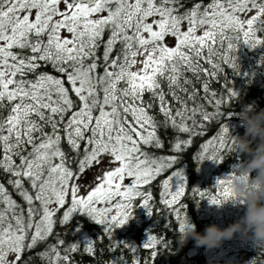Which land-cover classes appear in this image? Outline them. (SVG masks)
Returning a JSON list of instances; mask_svg holds the SVG:
<instances>
[{"label": "snow or ice", "instance_id": "obj_1", "mask_svg": "<svg viewBox=\"0 0 264 264\" xmlns=\"http://www.w3.org/2000/svg\"><path fill=\"white\" fill-rule=\"evenodd\" d=\"M178 5L180 0H0V109L9 108L0 119V169L11 174L8 183L27 205L0 183V264H27L25 252L53 235L61 209V225L79 214L100 226L96 238L85 235V252L94 254L97 240L107 238L109 251L124 247L137 253L135 244L117 238V230L132 220L138 198L154 214L152 193L144 186L177 162L176 156L151 157L143 150L163 148L150 110L158 104L164 127L203 135L207 122L223 117L221 107L240 95L228 88L226 99L211 90L223 65L239 71L232 55L237 43L264 44L257 35L264 32V0L198 2L182 13ZM253 11L250 18L238 15ZM168 36L175 46L164 43ZM49 65L57 75L40 71ZM62 141L75 156L69 157ZM191 143L177 137L173 148L179 152ZM226 151H239L229 123L201 146L197 159L220 163ZM106 158L107 166L99 167ZM94 166L99 171L92 181L79 183ZM234 176L233 170L217 178L218 193L207 197L212 204L237 201ZM160 186L161 202L182 230L188 215L181 201L189 190L183 168ZM190 191L206 197L198 187ZM74 231L82 233L83 225ZM55 235L56 242L39 255L47 264H72L70 254L81 242L62 248L65 241ZM139 247L151 250L154 264L158 248L168 243L148 230ZM113 264L127 261L117 257ZM133 264H140L138 257Z\"/></svg>", "mask_w": 264, "mask_h": 264}, {"label": "trees", "instance_id": "obj_2", "mask_svg": "<svg viewBox=\"0 0 264 264\" xmlns=\"http://www.w3.org/2000/svg\"><path fill=\"white\" fill-rule=\"evenodd\" d=\"M198 2L206 5L211 0H180L178 7L182 13L191 9ZM257 35L259 38L264 39V32H258ZM105 39H107V33H105ZM102 53L103 47L100 48L98 55H102ZM232 55L236 58L239 71H234L228 65H223L224 70L218 77L214 78L211 84V90L224 95L226 99V89L228 88L236 89L240 95L221 107V111L225 112L223 117L207 122L203 135L189 137L188 134L179 133L170 126L164 127L163 121L165 117L159 111L158 104L154 105L150 110V114L154 116L158 123L157 135L163 143V148L157 149L153 146H143V150L147 151L151 157L176 156L177 162L171 169L162 173L151 185L144 186L145 191L152 193L153 200L151 203L154 207V214L150 215L148 209L142 205L139 206L142 202L138 198L132 220L124 229L117 230V238L135 244L137 246V253L134 254L124 247L117 249L115 252H111L109 251L110 241L107 238L103 241L97 240L94 254L85 252L82 243L85 235L96 238L98 234H101L100 226L89 223L86 217L79 214L75 215L67 225H61L59 224V218L64 211V209H61L56 215L57 223L54 227L53 235L46 241L39 242L35 248L25 252L23 259L27 264H47V261L39 253L46 251L50 244L56 242V233H59L60 238L65 241V245L62 248L67 247L71 243L81 242L79 251L70 254L72 264H113L114 259L117 257L127 261V264H133L136 257L139 258L140 264H144L145 260H148L149 264H153L151 250L139 247L146 238L148 230H151V234L157 236L163 235L168 243L167 249L158 248V255L155 258L154 264H212L206 255L208 248L198 246L194 239L190 238L184 246L178 243L179 225L172 209L166 207L161 202V192L163 189L160 186V182L170 175L172 171L183 168L185 176L187 177V183L189 184V190L181 201L182 204L187 206L183 211L187 212L188 217L195 222L197 230L200 232H203L205 227L211 224V221L203 216L202 208L209 202L207 199L208 196L218 193L219 189L215 185L217 178H222L233 170L235 171L240 166V163L248 157L246 153L242 154L239 151L237 153L226 151L223 153V162L218 163L214 160H206L200 164L197 157L201 151V146L211 139L218 132L221 125L225 123H229L233 135H244L245 128L240 117L235 115V113H239L245 104L255 102L258 108H264V44L253 47L241 39L237 43ZM205 67H208V65L205 64ZM40 71H47L53 75H57L50 65L47 68L42 67ZM188 76L194 80L190 73ZM196 87L199 90L201 85L196 84ZM150 95V93H145V101L151 102ZM201 95H203L202 91ZM72 98L76 100L74 95ZM169 101L171 102V97H169ZM212 110L209 107V111ZM8 114V107L0 109V119L6 118ZM177 137L181 140L191 138L192 143L183 146L182 150L177 152L173 148ZM61 147L69 157L75 156V153L72 152L66 141H62ZM73 168H75V164H73ZM11 178L10 173H6L3 169H0V183L5 185L12 198L18 204L26 208L27 205L23 197L8 183ZM25 187H29L27 181H25ZM192 187L200 188L201 191L206 193V197L203 199L193 197L190 191ZM236 210L237 213L234 214L239 216V219L244 214L245 205L238 201ZM78 224L83 225L82 233L74 231ZM254 257H256L257 264L264 262V245L255 243V245L241 248L236 253L233 263L245 264L246 261Z\"/></svg>", "mask_w": 264, "mask_h": 264}, {"label": "clouds", "instance_id": "obj_3", "mask_svg": "<svg viewBox=\"0 0 264 264\" xmlns=\"http://www.w3.org/2000/svg\"><path fill=\"white\" fill-rule=\"evenodd\" d=\"M238 116L245 134L236 136L237 145L239 152L246 153L248 158L235 170L231 187L237 201L244 202V214L227 227L213 223L203 232L198 231L195 222L187 217L183 229L179 230L178 243L181 246L192 238L198 246L212 249L237 234L264 245V108H258L255 102L247 103ZM245 264H257L256 257Z\"/></svg>", "mask_w": 264, "mask_h": 264}, {"label": "rangeland", "instance_id": "obj_4", "mask_svg": "<svg viewBox=\"0 0 264 264\" xmlns=\"http://www.w3.org/2000/svg\"><path fill=\"white\" fill-rule=\"evenodd\" d=\"M255 11L249 13L247 17L243 14L241 15L242 19L250 18L251 15H254ZM187 28V21H185L182 25V29L186 30ZM203 29H199L197 34H202ZM164 43H166L169 47L175 46L176 39L174 37L168 36L165 38ZM142 59V57H138V60ZM141 65H136V68H139ZM107 166V158L105 159V163L99 167H106ZM99 167L94 166L91 169H88L86 173L80 178L79 183L83 185L89 184L94 175L99 171ZM129 180L126 178L125 183H128ZM179 183V180L177 181ZM85 189L82 188V192ZM238 201H226L223 204L217 205L212 204L210 201L207 202L202 208V214L204 217L208 218L211 221V224H219L222 227H227L229 224L233 223L234 221L238 220L236 206ZM255 245V242L251 240L249 237L241 236L237 234L232 239L226 240L221 246L208 249L206 251V255L211 260L212 264H234V258L236 253L243 247ZM12 255H9V259H12Z\"/></svg>", "mask_w": 264, "mask_h": 264}]
</instances>
